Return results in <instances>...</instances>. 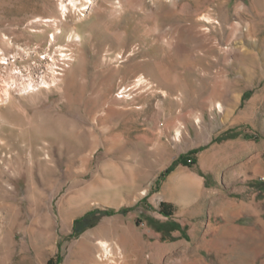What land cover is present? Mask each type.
Instances as JSON below:
<instances>
[{
	"label": "rangeland",
	"instance_id": "obj_1",
	"mask_svg": "<svg viewBox=\"0 0 264 264\" xmlns=\"http://www.w3.org/2000/svg\"><path fill=\"white\" fill-rule=\"evenodd\" d=\"M76 3L0 0L15 71L72 54L0 104V264H264V0Z\"/></svg>",
	"mask_w": 264,
	"mask_h": 264
},
{
	"label": "bare ground",
	"instance_id": "obj_2",
	"mask_svg": "<svg viewBox=\"0 0 264 264\" xmlns=\"http://www.w3.org/2000/svg\"><path fill=\"white\" fill-rule=\"evenodd\" d=\"M59 11L61 12V16L66 18L68 11L72 9H76L77 3L76 0H56ZM88 1V0H87ZM90 1V0H89ZM203 19L207 22H213V19L209 16L203 17ZM77 19L72 18L69 22H75ZM66 21L57 20L56 18H45L39 17L30 22L31 25L41 26L42 24L58 27L60 24H65ZM208 30V28H206ZM53 33V37H54ZM5 44L11 46L10 40H4ZM17 52L14 53L13 57L16 59V56L19 54L20 48H16ZM27 55H31L36 52H40L37 49L34 51H29L26 48L22 49ZM3 52L2 48H0V53ZM52 56V55H50ZM60 58L58 60H62L63 64L57 62V60L52 56V62L46 61V66L51 71L47 75L43 72L40 76H33L30 74L24 75L21 71H15L14 63L9 61L7 57H0V81H3V86H0V104L10 103L15 101V92L20 94V96L24 97V95H30L38 90L49 89L51 87H58L63 79L62 74L59 69L66 70L67 66L70 65V59L72 58V54H68L67 52H61ZM47 58V56H45ZM49 57V56H48ZM61 62V61H60ZM60 64V65H58ZM54 65H58L55 67ZM142 81V79H140ZM200 118L198 117L197 120ZM177 135L180 137L182 134V126L179 125L177 127ZM42 149H45L43 146ZM46 159H50V155L48 153L45 154ZM120 253V252H117ZM122 256L115 257L110 244L107 242H103L100 247V252L97 255L96 264H123Z\"/></svg>",
	"mask_w": 264,
	"mask_h": 264
},
{
	"label": "trees",
	"instance_id": "obj_3",
	"mask_svg": "<svg viewBox=\"0 0 264 264\" xmlns=\"http://www.w3.org/2000/svg\"><path fill=\"white\" fill-rule=\"evenodd\" d=\"M174 207L175 206L173 203L162 201L160 202L159 211L166 216H172ZM52 263H53V259L51 258L48 260V264H52Z\"/></svg>",
	"mask_w": 264,
	"mask_h": 264
}]
</instances>
